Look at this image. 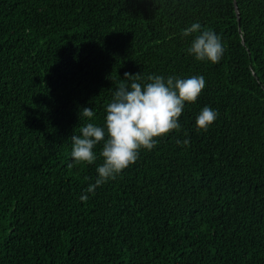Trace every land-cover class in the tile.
Here are the masks:
<instances>
[{"label":"trees","instance_id":"obj_1","mask_svg":"<svg viewBox=\"0 0 264 264\" xmlns=\"http://www.w3.org/2000/svg\"><path fill=\"white\" fill-rule=\"evenodd\" d=\"M235 1L239 21L233 0H0V264H264V0ZM195 22L218 63L185 51ZM125 72L206 83L179 131L86 193L102 142L76 164L70 137Z\"/></svg>","mask_w":264,"mask_h":264},{"label":"clouds","instance_id":"obj_2","mask_svg":"<svg viewBox=\"0 0 264 264\" xmlns=\"http://www.w3.org/2000/svg\"><path fill=\"white\" fill-rule=\"evenodd\" d=\"M198 33L185 50L197 61L218 63L223 55L224 47L221 37L212 29L203 28L199 22L181 30L183 37ZM130 86L119 83L105 107L103 124L94 122L92 108H82L79 113L88 118L79 127V134L71 139V158L76 164H93L98 156L94 149L98 144L102 147L99 158L102 163L96 168L97 178L84 191L94 193L98 186L110 179H115L125 168L134 164L141 149L151 151L157 144V138L166 136L172 131H179V117L184 110L185 102L195 103L205 87L202 75L187 78L150 74L145 83L139 73H124ZM218 113L204 106L196 117V130L207 131L216 120ZM186 135V134H185ZM178 145H189V140L177 139ZM73 167L72 163L68 164ZM86 195L80 197L87 200Z\"/></svg>","mask_w":264,"mask_h":264},{"label":"water","instance_id":"obj_3","mask_svg":"<svg viewBox=\"0 0 264 264\" xmlns=\"http://www.w3.org/2000/svg\"><path fill=\"white\" fill-rule=\"evenodd\" d=\"M233 2H234V6H235V11H236V14H237V19L239 21L237 4H236L235 0H233Z\"/></svg>","mask_w":264,"mask_h":264}]
</instances>
